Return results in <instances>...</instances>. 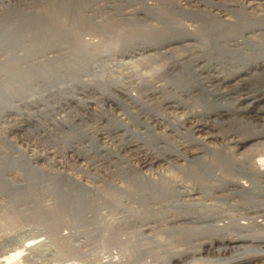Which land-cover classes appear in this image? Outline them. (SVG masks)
<instances>
[{"label": "bare ground", "instance_id": "1", "mask_svg": "<svg viewBox=\"0 0 264 264\" xmlns=\"http://www.w3.org/2000/svg\"><path fill=\"white\" fill-rule=\"evenodd\" d=\"M41 1L42 0H39V5L41 4L40 7H45L46 4ZM48 1L49 3L47 9L45 10V8H42V10L39 12L40 15H38V17L41 20L45 17L44 15H49L48 18L46 17V19L49 20V29L51 27L53 28L55 24H57V26L59 24L57 22H54L53 24L54 19L52 20L50 16L58 11L62 13L67 12L66 14H68V10H75L73 12L76 13V11H96L97 9L104 7L120 8L123 6L133 7V9L137 11H139V9H154V12H152L153 15L155 13V10H157V6H159V8L162 7V11L163 6H165L164 10H166V6L170 4H175L179 7V9H181V11L183 10L182 14H184L185 12L187 14H192L193 16L196 12V14H198V18L200 14L199 11H196V8L195 12H190L191 9L189 8V6L187 7L190 10L185 7L184 2H187V0L183 3H181V0H174V2L171 3H168L167 0H106V2L102 4L98 3L100 0ZM106 3H108L109 5H106ZM221 3L222 2L215 3L217 5V11L211 12L210 15L207 14L210 18L208 17L206 19V17H204L205 15L202 16L204 20L202 22L201 20H199V22H197V26H191L187 23V25L181 24L176 26H168V24L171 22H168L167 19V21H165V23L167 22V25L164 24L163 26L166 25L168 27H163L161 25V28L158 25L159 28L157 27L155 29L154 27H151L152 32L145 33L141 32V30L139 37H132L134 38V40L132 39L134 41V44H132V40L131 43H126L129 45L132 44L130 45L132 46L131 49L156 48L159 51L164 49L163 51H161V53L163 55H169L168 59H171H169V70L170 73L172 71L175 72L173 73V75H178L177 79L175 78V82L169 84V87H171V92L169 93L167 92V90L165 91V88H167L168 85L166 84L167 86H165V83L162 84L163 81L160 82L159 80H156L154 84H152L150 87H147L148 89H144L145 91L142 92V94L138 97L135 96L133 92H131L133 89H125L123 93L133 100L135 106H140L139 111L136 113L132 111L133 109L130 110L129 108H127L123 110L122 114H114V118L112 117L113 119L111 118V115V125H109V123V127L101 128L94 135L96 139L95 141L99 140L100 142V140L105 138L106 140H111L110 142L112 145V143L116 141L114 140L115 133L117 131L123 130L124 134L122 136L121 134L117 136H121V139L123 138V136H126L129 137V139L126 141L127 138H124V142L120 140L121 143L118 142L119 149L129 150V148L132 146H136V149L138 147L137 143H139L140 145L142 144L144 146V148H142L144 152L142 155L143 158L141 159L140 164L138 166H132L131 163L130 166H125L126 168H119L116 166V169L112 170V174L113 176L115 175L116 181V176L123 177L125 181L127 180L126 188H129L124 189L120 184H113L112 189H115V191L117 189H121L120 192L125 194L124 196L127 195L129 201L127 200L128 205H122L118 201V199L120 200L121 197H118L117 201L114 204L111 203L113 205V208L111 209L114 210V212L112 211L114 214L111 215L112 212H109L108 214L114 217H112L113 221H110L111 219L108 220L110 221V223L114 222V224H116L117 226V229L119 230H122V228L124 229L125 226L131 227L134 224L136 225V228L137 226L139 229L141 228L139 232H136L140 233L141 235L146 233L145 237L149 240V242L147 241V243L149 251L151 252L150 256H157L159 252H157L156 254L155 251H157V249L161 250L164 255H162L163 260L161 263L164 264H264V0H239L237 3L235 2L234 4ZM179 9L176 11L179 12ZM150 10H148V12ZM151 11L149 13L147 12V14H151ZM142 13L145 14V12ZM158 15H160V13ZM146 17H148V15ZM164 17L166 18V16ZM158 18L156 19V21L158 20ZM56 19L59 21L58 18ZM159 20L161 19L159 18ZM37 21L39 23L38 18ZM41 21L45 23V19H42ZM31 22L35 23V20L33 19V21ZM22 23H24V21ZM43 23H41L40 25L38 24L39 27H42L44 25ZM102 25L105 24L103 23ZM16 27H18V25ZM1 28L2 26L0 27V44H4L6 43V41L2 39L3 36H8L9 33L13 32H9L12 31V29L5 30L4 28V30H2L3 28ZM14 28L15 27H13V29ZM140 29L142 28L140 27ZM149 31H151L150 28ZM125 34L127 35V33ZM38 36L40 35H37V37ZM41 37L42 36L38 37V39L40 38L41 40ZM18 40H16V42ZM59 40H61V38H59ZM128 41L130 42V39ZM63 44L66 45V43ZM74 48L76 49V47ZM121 48H123V45ZM178 48H180L181 52H184V56L182 55L181 58H175L177 57L176 54L179 52V50H177ZM69 51H72V48H70ZM153 51L155 52V50ZM159 51L157 53H159ZM71 53H73V55H75L78 60V57L80 56H77L78 54H74V52ZM117 54L119 55L122 53L119 52ZM31 55H33V53ZM137 55L139 56V54ZM178 56H180V54H178ZM52 57L55 58V56ZM47 60L51 61L50 59ZM169 60L167 61V63L169 62ZM76 62L77 61L75 60V63ZM35 63L37 64V62H34V64ZM44 64L42 63V68H40L41 66H39V68L41 69L39 71L34 68L35 66H38V64L34 67H29L26 64L28 66L26 69H13L8 73L9 78L5 76L6 78L4 77L5 79H1L0 82H3L2 85H4L5 83H7L6 81L10 82V79L13 80V78L15 77L16 79L18 78L21 82H25L27 76L30 75L33 77L35 76V78H37V76L40 78L50 75V72L53 69H51V67H49L48 65ZM56 67L54 66V68ZM57 72L55 73L58 74ZM55 73L54 75H56ZM189 78H193V82L190 83ZM171 80L173 81V78ZM158 81L160 83L155 85V83ZM12 83L10 82L9 85L11 86ZM109 85L111 84L109 83ZM86 86L87 85L85 84L78 93L83 94L86 91ZM107 86L108 85H106L105 87ZM4 87L5 86L0 87L3 92L6 88ZM90 87L93 89V86ZM9 88L11 89L12 87ZM177 89H179V92L184 95L185 93H187L188 95L195 94L193 92H196V90H198V93L195 94V97L197 98L198 96H201L200 94L205 95L203 96L204 99H201L199 101L201 103L197 102L200 104L199 108L191 106L192 103L190 105L186 101H183L182 98H180V95L176 94L177 91H174ZM99 90V94H101L103 92L102 90L105 89ZM99 90H97V92ZM6 92L7 91H5V93ZM209 95L211 96V98H209ZM117 96L118 95L115 96L113 94H105V96L102 97V101L105 102V100L107 99L106 102H110L112 104L115 103V100H117ZM143 96L147 97V99L153 98L156 107L155 105L154 107L148 106L147 103H145L144 99L142 100ZM152 102L151 105L154 103ZM209 105H212V107H208ZM124 106L125 105H123L122 107ZM137 109L134 110L136 111ZM178 109H182V111L177 112L176 110ZM177 113H180V115L177 116ZM242 113L246 115H243L244 118L240 117L238 119L237 116ZM138 114L143 115H140L141 117H139ZM230 115H232V118L230 117L228 119L229 122H233L234 126L236 125L237 127L235 129H231V133L228 132L230 134V137L227 142L225 141L226 144L225 142L222 143L225 144L223 147L221 145H219L221 147H219L218 145V147H214L215 143L214 145H212L213 141L217 142L215 140H218L217 138L220 134L217 130L222 129V125L227 122H224V120L227 119ZM140 118H142V120H140ZM132 122L144 127L146 133L148 134L140 133L139 131L132 129V127H130V124ZM156 129L161 130L156 131ZM214 129H217V132H215ZM180 130H183V132H181ZM165 131L173 132V134L180 137L182 141L179 140L180 142L178 141V143L174 145L173 142H169V140L172 141L173 139L174 141L175 135L172 138L173 134L169 135L168 133V135H166ZM109 135H112V138H109ZM146 136L147 138L150 137L151 140L155 139V143H151L148 139H145ZM169 136H171L172 139L168 140ZM131 138L135 139L131 140ZM176 138L177 137H175V139ZM106 140L103 139V141ZM152 144H155L156 147H153ZM111 145H109V147ZM114 145H116V143ZM99 148L100 150L107 151V153L110 155L112 154V156L118 154L115 150L105 147L104 145H101V147L99 146ZM118 148L116 150H119ZM38 156H40V154ZM31 159L33 158L31 157ZM173 169L176 172L175 174H173ZM65 173L67 174V172ZM67 177H70V175H68ZM108 184L110 185V183ZM73 186L74 188L71 190V192H68L65 195V204L74 208V215L79 214L84 217V219H86V217L83 216V213L89 212V210L92 208L95 209V207H92L94 203L93 196L92 194L88 193L90 185L87 187L85 183L83 184L76 180L74 181ZM100 187L101 186H99V188ZM103 187L104 186H102V188ZM120 192L118 191L116 193ZM99 196H101L100 193ZM103 196L104 194L102 195V198ZM108 196L110 197L111 195L108 194ZM118 196H121V194H118ZM97 198L98 197H96V199ZM113 198L111 196L112 200ZM100 202H95L94 205L98 204L99 207V204L102 203ZM105 204H103V206ZM100 206H102V204ZM107 208H109V206ZM49 212L51 214H54L55 211L53 210L52 212ZM102 216L103 223H101L103 225L101 224V227L104 226V220L106 219H104L103 214ZM110 216L108 217L110 218ZM99 217H101V215ZM94 220L96 219L94 218ZM95 223L96 222L94 221L93 225ZM106 224L105 225L107 227L108 223ZM95 225L98 227L97 224ZM111 225L114 226L113 223H111ZM113 228L115 229V227ZM109 229H106V231H108L105 233H108ZM119 230H117L118 233L116 232V230L114 232L117 233V235L122 236L124 232H121ZM103 231H105V229ZM108 234V236L112 235L110 233ZM108 238H111L109 240L112 241L113 237ZM129 239V236H127V238L126 236H123L121 239H119V242L123 244L122 247L119 245L121 247L120 249L124 250V252L122 251L123 253H128V250H130V248L133 249L135 247L134 240ZM15 240V238L11 237L9 241L13 243ZM103 240L107 239L103 238ZM144 241L146 242V240H143V242H139V244L141 243L142 246ZM116 242H113L112 245L116 244ZM16 243L17 242H14L13 245H16ZM30 245H32V243H29L28 240L25 241L24 244H22V246L26 247V249L27 247H30ZM143 247L144 246H142V249ZM154 249L156 250L154 251ZM123 253H121L122 256ZM20 254V249H12L11 251H9V253L5 255L3 260L6 264L10 262L12 263L16 258L19 257ZM126 254H124V256H127ZM131 254H133V252ZM136 254L137 253H135V255ZM135 255L132 256L135 257ZM120 256H118V258ZM122 258L126 259L124 257ZM155 258L153 259L155 260ZM116 259L114 261L115 263L117 261ZM128 259L129 258H127V260ZM144 259L147 261L146 258ZM134 260L136 262V259ZM143 264H146V262L144 261ZM148 264L150 263L148 262Z\"/></svg>", "mask_w": 264, "mask_h": 264}, {"label": "rangeland", "instance_id": "2", "mask_svg": "<svg viewBox=\"0 0 264 264\" xmlns=\"http://www.w3.org/2000/svg\"><path fill=\"white\" fill-rule=\"evenodd\" d=\"M181 1H182L181 3H183L186 0H181ZM238 1L239 0H221V1L220 0H187V2H184L185 7L189 6V8L191 9L190 12H195V8L196 11H199L200 13L199 18L196 12L193 16L192 14H187L185 12L184 14H182L183 10L181 11V9H179V7L175 4L168 5L170 7L166 6V10H164L165 6H163L164 11L163 10L161 11L162 7L159 8V6H157L156 8L157 10H155V13L153 15L152 12H154V9H151L153 11H151L150 9H142V10L139 9V11H137L133 9V7H123V6L120 8L104 7L105 9L99 8L96 11L86 10L83 11L84 13L81 11H76L75 13L73 12L75 10L73 11L68 10V14H66L67 12L62 13L58 11L55 12L56 14L54 13L55 15L53 14L50 17L52 20L54 19L53 24L54 22H57L59 24L58 26L57 24H55L53 28L51 27L49 29L48 27L50 26L48 22L49 20L46 19V17L48 18L49 15L43 14L45 17L41 16L44 17L42 19H45L44 21L45 23H43L41 21L42 19L40 20L38 17V15H40L39 12L42 10V8L43 9L45 8V10L47 9L49 3L48 0L41 1L46 4L45 7H40L41 4L39 5L40 3L39 0H0V25L3 28L1 29L2 30H4V28L5 30L12 29V31L9 32H13V33H9L8 36H3L2 39L5 40L6 43L0 44V80L5 79L6 77L9 78L8 73L13 69L16 70L26 69L28 66L34 67L35 65L38 64V66H35L34 68H36V70L39 71L41 70L40 68H42V63L44 64L45 61H46L45 64L51 67V69H53L50 72V75H47L45 77L39 78L37 76V78H35V76L34 77L31 75L27 76L26 80L29 81L25 80V82H21L18 78L16 79V77L13 78V80L10 79V82L11 83L13 82L11 86L9 85L10 84L9 81H6L7 83L4 82L5 83L4 85H2L3 82H0V87L1 86H5L6 88L8 87L7 89L4 87L5 91H7L6 93L5 91L3 92L0 88V243L1 246L3 244L2 246L3 248L0 246V249H4V245L5 247H8V250L5 252L7 254L9 253V251L15 248L17 250L19 249L21 250L22 244H24L25 241L27 240L33 241L34 239L39 238V239H45L47 241L45 243L46 245L42 247V250H44L43 252H45V254L43 257L42 256L40 257V259H42L40 261V264H110V263L118 264V259H119V264H122V261L123 264H129V263L143 264L144 261L146 262V264H148V262L150 264H164L161 263L164 256L161 250L157 249V251H155L156 249H154L156 254L157 252H159L158 255L150 256L151 252L149 251V247L147 243V241L149 242V240L145 237L146 233L141 235L140 233L136 232V231L139 232L141 228L139 229L138 226L136 228V225L134 224L135 226L134 225L131 227L125 226L124 229L122 228V230H119L117 229V226L116 224H114V222H111L113 223L114 226H112L110 223V221H113L112 217L114 216H110V214H108L109 212L110 213L112 211L114 212V210L111 209L113 208L112 204H114L117 201L118 197L119 198L121 197L120 200L118 199V201L122 205H128V201H129L128 196L127 195L124 196L125 194L120 192L121 189L120 190L117 189L116 191L115 189H112L113 184H117V185L120 184L124 189L127 187V180L125 181V179L121 176H116L117 181L120 179L117 182L115 175L113 176L112 174V170L116 169V166L119 168L120 167L126 168L127 166H130L131 163L132 166H136V165L138 166L140 164L141 159L143 158L142 155L144 152L142 148H144V146L142 144L140 145L139 143H137L138 147L136 149H135L136 146L130 147L131 149L129 148V150L119 149L118 142L120 143L121 141L124 142L125 141L124 138L125 139L127 138L126 141L129 139V137L126 136H123V138L121 139V136L124 134L123 130L117 131L115 133L114 140H116L117 142L116 141L113 142L112 145L110 142L111 140L109 139L106 140L105 138L103 139L106 140L107 142L103 141V139L100 140V142L99 140L95 141L96 139L94 135L101 128H106L109 127V125H111L112 122L111 120L114 118L113 117L114 114L115 115L122 114L123 110L127 108H129L130 110L133 109L132 111L136 113L139 111L140 106L138 105L135 106L133 100L127 97L123 93L125 89L128 88H131L130 90L133 89L131 92H133L135 96L138 97L142 94V92L145 91L144 89L150 87L152 84H154L156 80H159L160 82L163 81L162 84L165 83L164 84L165 86L168 85V87L165 88V91L167 90V92L169 93L171 92L170 90L171 87H169L170 86L169 84L175 82V80L177 79L178 75L177 74L176 76L173 75V73L175 72L172 71L170 73L169 65L171 59L170 58H169L170 60L168 59L169 55L167 56L161 53V51H163L164 49L161 51L157 50L156 48L149 49L145 47H143L145 49H138V48L131 49L132 46L130 45L134 44L133 41L134 38L132 37H139L141 32L144 33L152 32L151 27H154L156 29L157 27L159 28V26L161 27V25L162 26L164 24L167 25V22L165 23L167 19L168 22H171L169 23L171 25L168 24V26H176L186 23L191 26L193 25L197 26L198 24L197 22H199V20H201V22L204 20L202 16L205 15L204 17H206L207 19L211 14V12L217 11L216 9L217 5L215 3L222 2L224 4L225 3L234 4L235 2L237 3ZM105 2L106 0L105 1L100 0L98 3L102 4ZM167 2L171 3L174 2V0L172 1L167 0ZM107 4L108 3H106V5ZM178 9L179 12L176 11ZM132 10H135L136 12ZM148 10L151 11V14H147ZM142 12H145L146 16L148 15V17H146L145 14ZM158 12L160 13V15H158L159 14ZM168 14H170L171 17ZM164 16H166V18ZM158 17L163 22L159 20ZM37 18L39 20V23L37 21ZM56 18H58L59 21ZM157 18L158 20L156 21ZM33 19L35 20V23L31 22L33 21ZM194 19L195 21L196 20L198 21L195 22ZM23 21L24 23H22ZM172 22L175 24H173ZM41 23H43L44 25L42 27L41 26L39 27ZM103 23L105 25H102ZM176 23H180V24H176ZM17 25L18 27H16ZM166 25L163 27H168ZM13 27L15 28L13 29ZM140 27L142 29H140ZM149 28L151 31H149ZM125 33H127V35ZM37 35L42 36L41 40L40 38L38 39V37L40 36L37 37ZM59 38H61V40H59ZM129 39L130 42L128 41ZM16 40H18L17 41L18 43L16 42ZM131 40L133 41L132 44L130 45L126 44V43H131ZM59 42L61 43V45ZM63 43H66V45ZM122 45L123 48H121ZM74 47H76V49ZM70 48H72V51H69ZM56 49L59 51H57ZM153 50H155L156 53ZM177 50H179V52L176 54L177 57L175 58H179V57L181 58L184 52H181L180 48H178ZM158 51L159 53H157ZM71 52H74V54H78L77 56H80L78 57V60L77 57L73 55V53ZM116 52L117 53L120 52L122 54H119L120 55L119 56ZM29 53L31 54L33 53V55ZM137 54H139V56ZM178 54H180V56H178ZM52 56H55V58H53ZM46 58L50 59L51 61H48ZM75 60L77 61L76 63ZM168 60L169 62L167 63ZM34 62H37V64L36 63L34 64ZM39 66L41 67L39 68ZM54 66L57 67L54 68ZM68 70H70L71 72ZM55 72H57L58 74H56ZM54 73L56 75H54ZM171 77L173 78V81L171 80L172 79ZM159 81L156 82L155 85L159 84L160 83ZM189 81L190 83L193 82V78H189ZM109 83L111 85H109ZM119 83L121 87L119 86ZM85 84L88 86L85 87L86 91L83 94L81 93L79 94L78 92H80V90ZM106 85L108 86L105 87ZM90 86H93V89ZM9 87L12 88L10 89ZM94 88H98V89H94ZM99 89L101 90L105 89L102 90L103 94L102 93L99 94L100 93ZM97 90L99 91L97 92ZM174 91H177L176 94L180 95V98H182L183 101H186L190 105L192 103L191 106L197 108H199L200 106L199 103H201L199 101L201 99H204L203 96H205L199 93L201 96H198V98L195 97L196 96L195 94L198 93V90H196V92L195 91L193 92L195 94H190V95H188L187 93H185V95L181 94L179 92L180 91L179 89ZM86 94H88L89 96ZM105 94H113L115 96L118 95L116 97L117 100H115L116 104L115 103L111 104L110 102H106L107 99L105 100V102L102 101V97H104ZM209 98H211L210 95ZM143 99L148 106L154 107L155 101L153 98L147 99V97L143 96L142 100ZM151 102L153 103L152 105ZM123 105L125 106L122 107ZM212 105H209L208 107L211 108ZM134 109L137 110L135 111ZM176 111L181 112L182 109H178ZM138 115L139 117H141L143 114H138ZM179 115L180 113H177V116ZM240 115L239 116L236 115L238 119L240 117L244 118L243 115L246 114L242 113ZM110 116L111 118L112 117L113 118L110 119ZM230 117L232 118V115H230L227 119L224 120V122L226 121L227 122L224 123L225 125L224 124L222 125V129L220 130L216 129L220 133L219 134L220 138L218 136L217 138L218 140H215L217 142L213 141L212 145H214L215 143L214 147L217 145L218 146L221 145L223 147L226 144V142L229 140L230 134L228 132L231 133V129H235L237 127L236 125L234 126L233 122H229L228 119ZM140 120H142V118H140ZM130 127H132V129L134 130L139 131L140 133H144V134L146 133L144 127H142L139 124L132 122L130 124ZM158 130L161 129H156V131ZM216 130L214 129L215 132H217ZM181 132H183V130ZM165 133L166 135H168V133L169 135L173 134V132L170 131H165ZM120 134L121 136H117ZM174 135L175 134L172 135V138ZM109 136H110L109 138H112L111 137L112 135ZM224 136L226 137L228 136V137L226 138ZM175 137H177L176 139L178 140H176ZM172 138L171 136H169L168 140ZM179 138L180 137L175 135L174 136L175 142L173 141V139L172 141L169 140V142H173V144L175 145L178 143L179 140L182 141V139ZM134 139L135 138H131V140ZM145 139H148L151 143L153 142L155 143V139L151 140L150 137L147 138V136ZM223 142H225V144H222ZM115 143L116 145H114ZM101 145L102 146L104 145L105 147L115 150L120 156L118 154L112 156V154L111 155L108 154L107 151L100 150L99 146L101 147ZM109 145L111 146L109 147ZM152 145L153 147H156L155 144ZM117 148L119 150H116ZM139 149L142 150L140 151ZM39 154L40 156H38ZM31 157L33 159H31ZM65 172H67V174L70 175V177H67L68 175ZM175 173L176 172L173 169V174ZM76 180H78L83 184L85 183L87 187L90 185L89 191H91L92 193L89 191L88 193L92 194L93 196L94 203L92 207H95V209L92 208L89 210V212L83 213V216H85L88 221L79 214L74 215L73 212L74 208L72 206H68L65 204V199H66L65 195L68 192H71V190L74 188L73 184L74 181ZM108 183H110V185ZM99 186L101 187L99 188ZM102 186L104 187L102 188ZM118 191L120 193H116ZM102 192L105 196V197L103 196V198H102L103 195ZM99 193L101 196H99ZM108 194H110L112 198L114 197L113 200L111 199V196L110 197L108 196ZM118 194H121V196H118ZM96 197H98L100 200L98 198L97 200ZM97 201L102 202V203L100 202L102 206H100L101 204H99L100 208L98 207V204L94 205L95 202L98 203ZM103 204L105 205L103 206ZM108 206L109 208H107ZM97 208L100 211L102 210L101 213ZM53 210L55 212L54 214H51L49 211L52 212ZM113 212L111 213V215L114 214ZM102 214L104 215V219L106 218L104 220L105 227L104 226L101 227V224L103 223ZM95 215L98 217H96ZM100 215L101 217H99ZM107 215L110 216V218ZM94 218L96 220H94ZM108 219L111 220L109 221ZM94 221L96 222L95 224H97L98 227L95 224L93 225ZM106 223H108L107 227H106L107 225ZM94 227L96 230L94 229ZM113 227H115V229ZM104 229L105 231H103ZM106 229H109L108 233L112 235L108 236L109 234L105 233L108 231V230L106 231ZM99 230L101 231V233ZM115 230L117 233H118L117 230H119L121 232H124V234L122 236L117 235V233L114 232ZM130 234L133 235L134 237L131 236ZM10 236L16 239L14 242L17 243L19 242V243L13 245L14 242L12 243L11 241H9L11 238ZM107 236L113 237L114 238V239L112 238L113 242L117 241L116 244H114L115 246L112 245L113 242L109 240L111 238H108ZM123 236L124 237L126 236V238L127 236H129L130 237L129 240L132 239L134 240V244H135V247L133 248L134 250L130 248V250H128L129 251L128 253L127 252L123 253L124 250L120 249L123 246V244L119 242V239H121ZM103 238L107 240H103ZM143 240H146V242L144 241L142 245L144 247L142 249L141 243L139 244V242H143ZM116 245L119 248H117ZM25 252L26 251H23V253ZM132 252L133 254H131ZM121 253H123V256L121 255ZM135 253L137 254L135 255ZM141 253L142 254L144 253L143 256ZM124 254H126L128 257L124 256ZM132 255H135V257ZM118 256L120 257L118 258ZM48 257H50L51 259L50 260L46 259ZM122 257L126 259H123ZM155 257L158 259H156ZM127 258H129L130 260L129 259L127 260ZM144 258H146L147 261ZM153 258H155V260ZM115 259L117 260L116 263L114 262ZM134 259H136V262ZM140 260L142 261L144 260V261L142 262ZM14 261L12 264H17ZM106 261L107 262L109 261L110 263L109 262L107 263ZM37 263L38 261L34 262L31 260L27 262V264H37Z\"/></svg>", "mask_w": 264, "mask_h": 264}, {"label": "built area", "instance_id": "3", "mask_svg": "<svg viewBox=\"0 0 264 264\" xmlns=\"http://www.w3.org/2000/svg\"><path fill=\"white\" fill-rule=\"evenodd\" d=\"M47 241L45 239H39L36 238L33 241H29V243H33L32 245H30V247H24L22 246L21 248V254L19 255L18 258H16V260L14 261L17 264H27V262L29 260L37 262V264H40V261L42 259H40V257L44 256L45 252H43L44 250H42V247L45 246ZM8 250V247H4V249H0V264H5L3 258L5 256V252ZM46 250V249H45ZM23 251H26L25 253H23ZM46 259H51L50 257L46 258ZM13 263V262H12ZM12 263H8V264H12Z\"/></svg>", "mask_w": 264, "mask_h": 264}]
</instances>
